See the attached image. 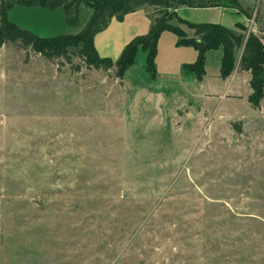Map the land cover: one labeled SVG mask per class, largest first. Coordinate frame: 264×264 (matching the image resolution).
<instances>
[{"label": "rangeland", "instance_id": "374dc122", "mask_svg": "<svg viewBox=\"0 0 264 264\" xmlns=\"http://www.w3.org/2000/svg\"><path fill=\"white\" fill-rule=\"evenodd\" d=\"M244 5L264 40V0ZM16 7L11 21L34 18ZM219 53L198 83L196 49L170 31L155 80L143 50L119 79L0 47V264H264V100L238 66L219 75Z\"/></svg>", "mask_w": 264, "mask_h": 264}, {"label": "trees", "instance_id": "16d2710c", "mask_svg": "<svg viewBox=\"0 0 264 264\" xmlns=\"http://www.w3.org/2000/svg\"><path fill=\"white\" fill-rule=\"evenodd\" d=\"M178 1V2H177ZM88 6L90 16L82 30L76 34H61L54 37H41L10 20V12L16 6L26 8L41 7L49 11L63 8L66 24L80 26L83 5ZM175 4L173 8L172 5ZM150 6L152 26L150 31L137 36L123 49L120 57L114 60L102 57L96 47V36L108 29L112 20L124 21L126 15ZM179 6L207 8L225 6L236 8L251 18L238 0H0V47L19 43L24 49L42 55L53 61L63 59L72 63L80 58L88 67L109 72L115 69L116 77L124 79L125 74L135 65L140 50L146 52V70L149 76L157 78V48L161 35L170 31L178 36V44L193 46L197 51L194 63L185 64L184 69L194 74L201 83L206 76L207 55L222 49L220 74L223 79L230 77L235 69L250 73L252 93L248 97L254 109H260L264 100V43L256 34L238 33L220 24L192 23L177 16ZM174 19L186 25L187 33ZM242 28V27H241ZM233 127L242 133V124Z\"/></svg>", "mask_w": 264, "mask_h": 264}, {"label": "crops", "instance_id": "0c3cea01", "mask_svg": "<svg viewBox=\"0 0 264 264\" xmlns=\"http://www.w3.org/2000/svg\"><path fill=\"white\" fill-rule=\"evenodd\" d=\"M240 2L241 5L242 4L244 5V4H249L250 0H243ZM16 8L17 7H14L10 12L11 20H13V13L16 10ZM33 10L34 11L31 12L36 16V17L33 16L34 18H21L18 15V11L22 12V14H26V13L24 11L17 10L15 12L17 14V20H15V22L20 26L35 32L41 37L45 36L46 31H49V29L47 28L48 24H50L54 30L60 29L61 34L64 33L66 34L68 32V29H66L65 27L66 21L64 20V13L62 11L63 10L62 8L58 9L59 13L58 16L56 17L57 21H55L58 22V24H55L54 22V15L53 14L49 15L50 13L45 11L44 8L35 7L33 8ZM153 10L154 9L150 6H144L136 10L135 12L126 15L124 21L112 22L108 27V29L99 33L96 36L95 43L99 54L102 57H105L110 53H116L117 55H121L123 49L129 42H131L137 36L147 34L152 26L151 14ZM175 11L179 18L190 21L192 23L220 24L238 33L246 32L245 29H248L249 26L251 25L250 18H248L244 13L240 12L238 9L231 7L217 6V7H207V8H196L189 6H179V8L176 9ZM166 32H164L162 36ZM217 52H220L219 54L222 60V56H223L222 49L217 50ZM243 72L247 73L248 77L250 76L249 72H245V71ZM203 82H205V78L201 83Z\"/></svg>", "mask_w": 264, "mask_h": 264}, {"label": "built area", "instance_id": "2783aa9c", "mask_svg": "<svg viewBox=\"0 0 264 264\" xmlns=\"http://www.w3.org/2000/svg\"><path fill=\"white\" fill-rule=\"evenodd\" d=\"M252 18V17H251ZM251 18H250V21H251V23H253V21L251 20ZM251 27V25L249 26V28ZM247 36H249V35H247Z\"/></svg>", "mask_w": 264, "mask_h": 264}, {"label": "water", "instance_id": "95a60500", "mask_svg": "<svg viewBox=\"0 0 264 264\" xmlns=\"http://www.w3.org/2000/svg\"><path fill=\"white\" fill-rule=\"evenodd\" d=\"M172 7L174 8L175 7V4H173Z\"/></svg>", "mask_w": 264, "mask_h": 264}]
</instances>
